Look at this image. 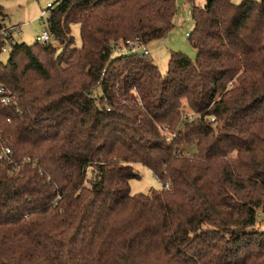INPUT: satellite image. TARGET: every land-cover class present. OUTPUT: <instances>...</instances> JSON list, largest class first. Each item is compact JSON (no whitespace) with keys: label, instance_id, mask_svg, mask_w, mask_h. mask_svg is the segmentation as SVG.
<instances>
[{"label":"trees","instance_id":"obj_1","mask_svg":"<svg viewBox=\"0 0 264 264\" xmlns=\"http://www.w3.org/2000/svg\"><path fill=\"white\" fill-rule=\"evenodd\" d=\"M186 1L196 58L165 74L125 49L175 0H59V51L0 35V264H264V0Z\"/></svg>","mask_w":264,"mask_h":264},{"label":"rangeland","instance_id":"obj_2","mask_svg":"<svg viewBox=\"0 0 264 264\" xmlns=\"http://www.w3.org/2000/svg\"><path fill=\"white\" fill-rule=\"evenodd\" d=\"M244 0H231L235 5H239ZM260 2V0H249ZM59 0H0V24L5 27L15 26L20 29V34L16 36V41L32 45L35 42L37 34L46 30L49 9L47 4L54 7ZM198 8H203L206 0H193ZM176 14L173 18V29L161 40L154 41L147 45L150 59L158 68L161 74H165L168 70V62L170 55L180 53L191 61H195L196 51L190 44L188 34H191L194 23L190 17V4L186 0H175ZM42 11L44 16L42 17ZM70 35L73 38V47L81 46L79 36V25L70 26ZM58 51L61 48H56ZM1 61L7 60V54L0 55ZM196 152L194 147H191ZM132 171L138 176L129 182L131 195L143 193L146 194L150 190L160 189L161 185L154 178L152 173L140 164H133ZM259 228L264 229V222L259 223Z\"/></svg>","mask_w":264,"mask_h":264},{"label":"built area","instance_id":"obj_3","mask_svg":"<svg viewBox=\"0 0 264 264\" xmlns=\"http://www.w3.org/2000/svg\"><path fill=\"white\" fill-rule=\"evenodd\" d=\"M52 4H47L46 8L50 9L52 8ZM42 17L44 16V11H42ZM9 32H13L15 34H20V29L15 26L5 27V29L0 30V35H5ZM35 40L41 44L49 45L53 48H62V46L55 41H53L48 29L42 31L41 33L37 34L35 37ZM126 53L131 54H138L143 57H150L149 50L145 47V45L141 44L139 40L131 41L127 48L125 49ZM0 102L3 104H7L9 102V99L5 97V91L3 88H0ZM183 119L192 120L195 116L189 112H183L182 113ZM213 121V119H211ZM10 150L7 148L0 149V162L2 161H8ZM165 189H168V186L165 185Z\"/></svg>","mask_w":264,"mask_h":264}]
</instances>
